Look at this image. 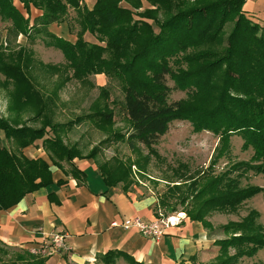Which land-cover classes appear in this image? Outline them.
<instances>
[{
    "label": "trees",
    "instance_id": "obj_1",
    "mask_svg": "<svg viewBox=\"0 0 264 264\" xmlns=\"http://www.w3.org/2000/svg\"><path fill=\"white\" fill-rule=\"evenodd\" d=\"M146 1L150 7L140 11L141 0H94L92 9L82 0H19L28 14L31 6L42 12L31 22L14 0H0V20L11 23L9 37L41 38L48 47L60 50L65 59L61 66L40 64L63 77L47 95L31 75L30 70L35 68L31 67L33 52L24 46L9 53L0 48V89L7 91L12 115L11 121L0 117V143L6 139L12 147L0 146V211L52 185V166L75 180L78 187L86 186L88 175L76 159L96 164L107 186L104 195L118 186L129 192L149 177L153 160L161 159L156 146L175 121L189 122L195 132H212L218 145L206 170L192 172L184 163L171 169L170 177L164 179L167 189L154 210L157 217L163 215L161 209L172 214L180 212L178 206L182 205V212L191 221L214 231L207 217L214 212L235 214L246 201L264 191L243 185L249 172L264 175V27L244 9L247 0ZM70 8L80 28L77 34L69 30L76 42L49 31L51 25L65 21ZM228 23L234 25L225 40ZM85 33L94 41L86 39ZM97 75L119 85L127 131L122 133L116 127L107 87L100 88L87 114L65 124H53L50 111L66 83L84 84ZM175 91L185 92L186 98L170 102ZM25 113H33L28 121L40 122L42 127L33 129L23 122ZM85 122L107 136L87 153L79 144H65L61 134ZM233 136L242 138V150L253 151L248 161L234 162L230 158ZM112 142L125 144L130 156L115 153L99 161L103 146ZM31 146L44 149L48 160L24 155ZM223 158L228 163L215 173ZM65 183L58 181L60 186ZM49 199L56 201L51 194ZM260 217L252 209L239 221L221 225L224 238L215 240L218 255L209 264H240L263 250ZM0 253L7 254L1 248ZM20 253L8 264H46L49 259L28 250ZM97 259L105 264H116L119 259L144 264L117 250ZM189 264L199 263L193 259Z\"/></svg>",
    "mask_w": 264,
    "mask_h": 264
},
{
    "label": "rangeland",
    "instance_id": "obj_2",
    "mask_svg": "<svg viewBox=\"0 0 264 264\" xmlns=\"http://www.w3.org/2000/svg\"><path fill=\"white\" fill-rule=\"evenodd\" d=\"M89 7H93L94 0H88ZM143 9H146L149 6L146 0H142ZM15 5L19 8L22 14L25 17H31V22L33 18L36 17V12L39 11L31 6L29 11L30 14L24 9L23 4L19 0H14ZM244 9L252 14V20L259 23L264 27V0H247L244 6ZM40 14L42 12L40 11ZM76 14L73 9H69L68 15L65 17L63 23H55L51 25L49 31L54 35L61 37L66 40H71L76 42L77 38L75 35L70 34L69 30L74 31L75 34L79 31V26L75 22ZM11 23L2 22L0 20V48L6 49V52L17 51L20 47L24 46L33 52L34 63L31 65L33 68L31 75L35 77V82L38 86V89L43 94H51L53 89H55L60 83L61 73L50 72L48 69H44L40 64L44 65H62L65 62L63 53L53 47H48L42 42L41 38L28 39L23 35H19L17 38H11L8 36V27ZM234 23H228L225 27V40L228 38L229 33L232 31ZM155 30L158 32V28L155 27ZM62 31V32H61ZM85 38L89 41H94L93 38L89 37L85 33ZM227 42H225L226 45ZM59 76V77H58ZM65 77V75L63 74ZM2 78V77H1ZM168 85L173 86L172 81L168 80ZM107 87L109 94V103L110 109L114 112V121L116 127L122 130V133L127 131L126 123V111L124 107V95L119 87V85L110 80L108 77L103 75L91 76L89 81L86 83H80L77 81H70L66 83L62 91L59 93V99L55 103L53 110L51 109V118L53 119V124H65L75 118L87 114L89 112L90 106L93 104L95 99L98 98L101 90L100 88ZM183 98H186L185 92L175 91L170 95V102L179 101ZM9 97L7 91L0 89V117L5 119L12 118L9 110ZM33 113H25L22 115L21 120L26 122L28 126L33 129H40L42 124L37 121H28L29 118H32ZM64 131L62 135L65 144L73 145L79 144L82 151L87 153L92 147L96 146L99 142L105 139V136L102 132L97 130L93 124L90 122H85L72 131ZM41 142H38L40 144ZM243 140L241 137L233 136L231 138L232 150L230 153V158L232 161H248L252 154V150L244 151L242 150ZM5 145L10 148L11 145L7 143L6 139L3 144L0 143V146ZM218 145V138L209 131L195 132L189 122L175 121L170 125L169 131L166 135L159 139V143L156 146V149L161 157L159 161L153 160L152 164L149 167V177L147 179H142L137 185L133 186L131 189H134L139 197L143 196H153L158 200L161 198V195L167 189V182L164 179L169 178L171 175V169L176 168L178 164L184 163L188 164L192 172L206 170L209 166L214 150ZM33 147V146H31ZM44 150V149H43ZM42 149L35 147L33 154H30L28 151L23 154L33 158L38 157L40 154H43ZM37 151V153H36ZM36 153V154H35ZM46 153V152H45ZM115 153H120L124 157L130 156V151L125 144L121 142H112L107 147L104 145L101 154L99 155V161H106L112 158ZM145 153L146 150H145ZM33 155V156H32ZM227 158H223L217 164L215 173L221 172L226 164L228 163ZM92 162V161H91ZM93 163V162H92ZM133 170L136 171L135 167ZM243 185H254L264 189V175H256L254 172H249L247 178L243 179ZM121 187V186H120ZM190 207V206H189ZM184 206L179 205L178 210L180 212L168 213L164 212L163 209L159 210L164 217H179L176 219L177 223L180 222L183 216H181ZM257 210L261 217L260 223L264 226V191L254 198L246 201L240 210L235 214H222L219 212L212 213L207 220L211 222L214 227V231L206 230L211 238H224V234L220 229L221 225L226 224L229 221H239L242 217L246 216L250 210ZM185 216V215H184ZM214 245V244H213ZM214 247L219 250L217 246ZM0 248L7 253H0V264H8L16 258L21 251L19 249L5 248L0 244ZM54 249V248H53ZM31 251L35 249H30ZM63 251V250H62ZM62 251H57L61 253ZM211 251V250H210ZM30 252V251H29ZM37 255L38 253H31ZM41 257H47L45 254H38ZM218 255V251L211 254L208 253L205 261L202 264L212 263ZM47 264V263H46ZM94 264H105L98 260ZM116 264H128L126 260L119 259ZM240 264H264V249L261 250L254 258L243 259Z\"/></svg>",
    "mask_w": 264,
    "mask_h": 264
},
{
    "label": "crops",
    "instance_id": "obj_3",
    "mask_svg": "<svg viewBox=\"0 0 264 264\" xmlns=\"http://www.w3.org/2000/svg\"><path fill=\"white\" fill-rule=\"evenodd\" d=\"M82 2L93 8L88 6V0ZM36 14L41 15L40 11ZM34 149L29 147L24 152L33 154ZM39 157L48 160L45 151L33 158ZM92 162L75 160L88 175L86 186L78 187L75 180L52 166V185L28 195L15 207L0 211V244L5 248L35 249L49 257L47 264H94L98 255L111 250L126 253L144 264H189L193 259L202 264L208 253L218 251L213 245L217 239L186 214L159 240L125 229L123 223L135 217L154 220L157 199L139 197V191L134 189L123 192L120 186L104 195L107 186ZM60 180L66 183L60 186ZM50 194L56 201L49 199ZM55 234L65 236L66 248L61 253L51 244Z\"/></svg>",
    "mask_w": 264,
    "mask_h": 264
},
{
    "label": "built area",
    "instance_id": "obj_4",
    "mask_svg": "<svg viewBox=\"0 0 264 264\" xmlns=\"http://www.w3.org/2000/svg\"><path fill=\"white\" fill-rule=\"evenodd\" d=\"M179 217H164L160 215L152 221H146L140 217H135L126 220L123 223L125 229H135L145 237H150L155 240L161 239L168 228L177 225L176 222ZM51 244L55 251H62L66 248L65 236L63 234H55L51 237ZM31 253H37L34 250H30Z\"/></svg>",
    "mask_w": 264,
    "mask_h": 264
},
{
    "label": "bare ground",
    "instance_id": "obj_5",
    "mask_svg": "<svg viewBox=\"0 0 264 264\" xmlns=\"http://www.w3.org/2000/svg\"><path fill=\"white\" fill-rule=\"evenodd\" d=\"M181 216H184V214H182Z\"/></svg>",
    "mask_w": 264,
    "mask_h": 264
}]
</instances>
